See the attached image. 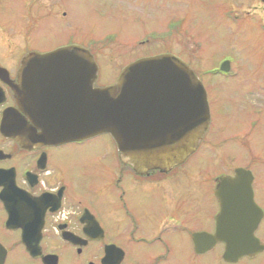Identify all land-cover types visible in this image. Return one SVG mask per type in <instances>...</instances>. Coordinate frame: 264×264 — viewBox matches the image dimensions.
Masks as SVG:
<instances>
[{
  "label": "flooded vegetation",
  "instance_id": "af4514ba",
  "mask_svg": "<svg viewBox=\"0 0 264 264\" xmlns=\"http://www.w3.org/2000/svg\"><path fill=\"white\" fill-rule=\"evenodd\" d=\"M33 1L38 8L39 0ZM227 1L230 8L225 29L234 41L246 32L247 19L264 32V0ZM4 2L0 0V11ZM187 23L186 17L170 18L162 26L161 37L153 42L176 43L181 48L153 52L151 57L173 55L201 80L194 64L200 40ZM31 32L18 23L0 22V264H264V193L258 190L257 164L229 168L214 178L213 189L209 185L202 191L197 181L203 173L190 174L182 167L200 150L209 130L198 150L170 170L138 172L122 162L116 143L113 163L103 165L106 171L88 175L78 163L70 166L84 158L77 155L83 153L68 148H79L91 139L58 144L45 140L39 128L45 120L39 111L25 109L20 98L24 85H40L42 95L72 86L68 74L67 83L62 77L58 81L53 78L56 66L52 64L39 67L42 77L25 82L23 70L30 55L54 51L32 49ZM185 48L194 52L191 59ZM231 60L223 59L211 73L231 76ZM72 153L79 157L73 158ZM239 169L246 171L250 183L243 184H250L255 207L262 215L248 253L232 259L225 257L232 229L224 228L228 242L220 238L221 204L216 192L221 179H235ZM87 186H92L90 192L98 199H88Z\"/></svg>",
  "mask_w": 264,
  "mask_h": 264
},
{
  "label": "rangeland",
  "instance_id": "374dc122",
  "mask_svg": "<svg viewBox=\"0 0 264 264\" xmlns=\"http://www.w3.org/2000/svg\"><path fill=\"white\" fill-rule=\"evenodd\" d=\"M246 3L244 8H248ZM229 8L227 0H39L38 8L33 0H5L0 22L18 23L25 31L32 30L29 43L35 50L71 44L87 48L99 66L96 87L103 88L113 85L135 60L171 47L180 49L176 43L167 46L153 40L161 37L162 26L170 18L186 17L200 40L194 64L208 93L212 122L200 150L182 167L190 174L203 173L197 181L202 191L209 185L213 189L214 178L229 168L254 163L260 179L258 190L263 194L264 42L260 41L264 32L247 19L246 32L234 41L225 29ZM148 41L153 43H142ZM186 48L184 53L191 59L194 52ZM227 57L232 59V75L211 73ZM68 150L83 153L77 155L84 158L70 166L78 163L88 175L99 174L106 168L104 164L113 163L115 142L111 136L102 135ZM87 188L88 199H98L90 192L92 186ZM261 200L264 202V197Z\"/></svg>",
  "mask_w": 264,
  "mask_h": 264
},
{
  "label": "water",
  "instance_id": "95a60500",
  "mask_svg": "<svg viewBox=\"0 0 264 264\" xmlns=\"http://www.w3.org/2000/svg\"><path fill=\"white\" fill-rule=\"evenodd\" d=\"M30 56L23 70L25 82L42 77L39 67L45 64L56 66L53 78L57 81L61 77L66 80V74L72 81L71 87L53 89L47 95H42L40 85H24L20 98L25 109L39 111L45 120L39 126L45 140L58 144L110 135L122 162L145 172L182 165L198 150L209 130L211 112L205 86L173 55L140 59L126 66L114 85L104 88L96 87L99 67L82 46ZM3 131L8 132L5 125ZM244 175L246 171L239 169L235 179L222 178L216 192L221 204L220 238L228 242L224 228L232 229L225 256L232 259L248 253L262 215L255 207L250 184H243L250 183Z\"/></svg>",
  "mask_w": 264,
  "mask_h": 264
}]
</instances>
